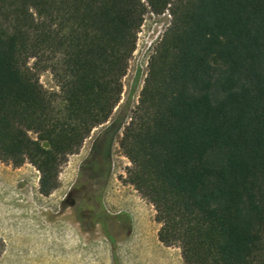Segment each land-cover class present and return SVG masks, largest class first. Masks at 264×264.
<instances>
[{
    "label": "trees",
    "instance_id": "1",
    "mask_svg": "<svg viewBox=\"0 0 264 264\" xmlns=\"http://www.w3.org/2000/svg\"><path fill=\"white\" fill-rule=\"evenodd\" d=\"M167 10L130 120L104 133L124 126L127 181L186 263L264 264V0H0V160L32 163L40 191L57 189L120 103L145 14ZM97 160L81 180H98ZM104 163L102 184L76 185L106 215Z\"/></svg>",
    "mask_w": 264,
    "mask_h": 264
},
{
    "label": "rangeland",
    "instance_id": "2",
    "mask_svg": "<svg viewBox=\"0 0 264 264\" xmlns=\"http://www.w3.org/2000/svg\"><path fill=\"white\" fill-rule=\"evenodd\" d=\"M171 20L168 10L145 14L123 76L120 103L111 119L95 126L79 152L69 157L60 172L59 187L51 194L40 191L41 173L35 165L26 162L17 167L0 160V264H188L179 246L159 240L161 224L154 205L127 181L132 163L119 145L124 126L108 134L110 174L102 198L106 215L98 202L76 186L82 163L93 145L107 136L106 128L124 114L127 123L130 120L150 57ZM39 76L45 88L59 91L50 70Z\"/></svg>",
    "mask_w": 264,
    "mask_h": 264
},
{
    "label": "flooded vegetation",
    "instance_id": "3",
    "mask_svg": "<svg viewBox=\"0 0 264 264\" xmlns=\"http://www.w3.org/2000/svg\"><path fill=\"white\" fill-rule=\"evenodd\" d=\"M109 141H110V139L108 138V136H106L102 142H96V144L93 145V148H92L90 155H88V157L84 160V162L81 165L80 175H79V178H78L76 184H102V181L104 180V177H105V174L107 171L106 170L107 165L104 162H105V160H106V162H107V160H109L108 158H106L107 157L106 151L110 145ZM95 148H96V151H94ZM93 151H94V155H93ZM93 156L99 158V161L97 160L98 163L103 164L102 166H99L100 167V173L98 176V180L95 183L92 181H83L80 179L81 175H82V176H84V178H86V180H90L89 178L93 175L96 166L95 165L90 166L87 164V161L89 159L90 160L94 159ZM85 163L87 165H85ZM107 182H108V180H107ZM123 216H127V215H123Z\"/></svg>",
    "mask_w": 264,
    "mask_h": 264
},
{
    "label": "bare ground",
    "instance_id": "4",
    "mask_svg": "<svg viewBox=\"0 0 264 264\" xmlns=\"http://www.w3.org/2000/svg\"><path fill=\"white\" fill-rule=\"evenodd\" d=\"M141 60V59H140ZM143 60V59H142ZM143 63H144V60H143ZM140 64H142L141 62H140Z\"/></svg>",
    "mask_w": 264,
    "mask_h": 264
}]
</instances>
